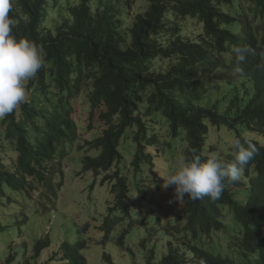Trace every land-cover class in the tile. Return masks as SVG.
Instances as JSON below:
<instances>
[{"label": "trees", "instance_id": "trees-1", "mask_svg": "<svg viewBox=\"0 0 264 264\" xmlns=\"http://www.w3.org/2000/svg\"><path fill=\"white\" fill-rule=\"evenodd\" d=\"M145 2L126 29L130 0H0V200L29 193L32 178L47 181L48 161L59 162V146L80 138L72 100L87 89L93 120L103 128L79 144L98 150L85 155L83 171L110 182L114 196L103 222L104 241L116 225L134 217L135 207H144L140 223L147 236L140 245L149 253L147 264H264V0ZM92 3L99 4L96 11ZM55 13L57 20L50 18ZM221 85L223 98L203 104ZM229 103L230 111L221 112L219 105ZM158 114L166 117L174 138L186 141L189 164L183 211L167 222L147 213L140 201L148 199L146 190L135 200L130 177L120 168L128 133L136 144L133 183L136 173L145 178L144 167L154 165L151 151L160 145L151 124ZM211 125L234 133L225 155L207 144ZM8 147L19 155L14 166L2 160ZM49 187L58 199L53 181ZM27 213L13 219L15 224L1 215L0 245L23 235L20 229L32 223ZM132 228L123 227L118 246L129 247ZM158 233L169 236L162 254L156 244L148 248ZM222 236L233 247L228 252L204 246ZM53 243L49 235L38 238L34 260ZM87 246L82 237L64 242L60 257L50 260L89 264ZM23 247L5 264H36L22 258ZM104 261L119 264L108 251Z\"/></svg>", "mask_w": 264, "mask_h": 264}, {"label": "rangeland", "instance_id": "rangeland-1", "mask_svg": "<svg viewBox=\"0 0 264 264\" xmlns=\"http://www.w3.org/2000/svg\"><path fill=\"white\" fill-rule=\"evenodd\" d=\"M72 1H75L76 4L80 3V0ZM94 3H92V7L96 11L99 4ZM146 7L145 0H130L129 8H127L128 15L123 22V27L127 29L133 23L137 12L145 10ZM62 15L69 16L66 12ZM50 18L57 20L59 13L51 15ZM192 25L195 24L192 23ZM49 26L53 27L54 24L50 23ZM223 90L222 85L217 90H213V93H210L203 100V104H216L217 100L223 98ZM246 96L245 91H240L242 101H245ZM230 106V103L228 105L220 104L219 109L221 112H227V110L230 111ZM72 107L74 110L72 117L78 124L80 138L75 143H69L66 147L59 146L60 155L57 157L59 162L58 160L48 161L49 175L47 181L40 184L37 182L38 179L32 178L30 181L33 188H30L29 193L26 192L25 195L19 196L14 191L16 194L10 193L12 195L10 199L6 196L0 200V217L2 215L11 224H15L13 219H17L19 214H28L27 211L31 212L30 217H32L29 219L32 223H28L20 229L24 230L23 235H13L7 243L0 245V263L5 264L8 256L13 255L26 242L28 247H23V259L29 258L36 264H53L55 261L50 259L52 256L60 257L57 252L62 243L75 244L79 237H82L88 243V246L83 249V253L89 264H105V251L111 253L119 264H147L149 253L140 245V240L147 236L145 228L140 223L141 217L146 214L144 207H135L134 210H137L138 214L136 213L132 219L126 217L121 224L116 225L108 241L103 239L105 236L104 229H102L103 222L108 213L109 205L114 201V196L110 192L111 183L102 184L101 176L96 177L92 171H83V158L85 155H97L98 150H89L87 147L84 149L79 148V144L83 143L85 139L96 138L103 126L93 120V115H91L92 107L89 90L83 89L72 100ZM231 111L232 113L236 112L235 105ZM155 120L156 122L151 124L154 131L159 135L160 145L158 149H152L151 151L155 156L154 165L148 164L144 167L147 177L145 175L143 179L142 175L144 176V174L142 172V174L136 173V182L139 185L135 186L136 182L133 183L134 172L130 165L136 151V144L134 145V139L131 136L128 137V133L124 135V138L127 139L125 142L123 140L121 147L126 160L121 163L120 168L123 174L130 177L131 194L136 195V201L138 200L139 191L141 189L146 190L148 199L141 197L140 201L147 207V213L151 211L154 216L161 214V222L175 221L183 211L181 197L184 189L189 185L187 175L189 164L184 157L187 143L180 136L176 138L172 136L165 116L158 114ZM210 130L207 140L208 146L216 148V155H225L235 141L234 133L226 131L225 127L221 129V127L215 125H211ZM246 134L251 135L249 132ZM62 153L64 155H61ZM3 158L5 165L14 166L19 155L14 148L8 147ZM52 181L56 185L58 199H55L51 193L49 184ZM95 182L96 185L93 186ZM86 224H89V228L85 231L83 227ZM130 225L133 228L126 238V245L129 247L118 246L116 243L118 235L123 227ZM48 235L53 238L54 243L37 260H34L32 251L36 240ZM168 239L169 236H163L161 233L153 235L150 237L151 243L148 248L156 244L159 250L158 254H162L167 250L166 242ZM204 246L215 252L223 253L228 252L229 247L233 248L226 236L220 237V241L214 239L211 242H206ZM25 250L27 251L25 252Z\"/></svg>", "mask_w": 264, "mask_h": 264}]
</instances>
